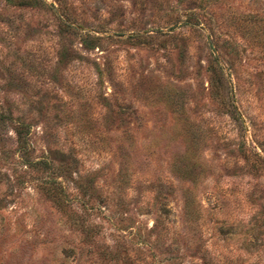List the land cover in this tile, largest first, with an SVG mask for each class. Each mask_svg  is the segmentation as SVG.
<instances>
[{"label":"rangeland","instance_id":"rangeland-1","mask_svg":"<svg viewBox=\"0 0 264 264\" xmlns=\"http://www.w3.org/2000/svg\"><path fill=\"white\" fill-rule=\"evenodd\" d=\"M43 1L0 0V264H264V0Z\"/></svg>","mask_w":264,"mask_h":264},{"label":"trees","instance_id":"trees-1","mask_svg":"<svg viewBox=\"0 0 264 264\" xmlns=\"http://www.w3.org/2000/svg\"><path fill=\"white\" fill-rule=\"evenodd\" d=\"M10 3L18 4V5H32V4H42L45 3L43 0H8ZM212 33L214 34V30H212ZM83 42H86L83 40ZM213 49L214 51H218L219 45H218V39L216 35L213 36ZM95 67L99 74H101L102 68H100L99 64H95ZM213 74H215L218 79H214L211 75L209 78V89L211 93H214L218 96H220L222 99H224L223 93L221 90H223V83L221 81V66L219 64H216V67L213 69ZM102 96L104 101L107 99L105 97V94H99ZM117 111V110H116ZM119 121L125 125L129 124L130 120H134L138 116V112L136 109L131 107V104H121L119 105ZM6 116L0 112V126H2L5 122ZM125 125L123 127H125ZM28 127L27 124H25L23 121H20L18 125L15 127V133L17 136V141L19 144V147L23 154L28 155L30 151L33 149L31 145L28 143L27 140V134H28ZM123 143V142H122ZM74 147H69L67 149H64L62 147H47L45 150V154H43L40 158L32 160V164H36L39 166H42L43 168H54L59 170L60 172L69 170L70 164H76L78 163V158L76 154L74 153ZM30 161H28V164ZM31 164V163H30ZM121 173V172H120ZM123 176L122 174H119ZM122 179V178H121ZM148 180V179H146ZM120 183V179H119ZM119 203H121V197L119 196ZM231 225L228 226V224L225 227V232L230 231ZM208 259V258H207ZM205 259V262H209L210 264H215V261L209 259ZM114 264H118L117 261L114 262ZM120 264V263H119ZM122 264V263H121Z\"/></svg>","mask_w":264,"mask_h":264}]
</instances>
